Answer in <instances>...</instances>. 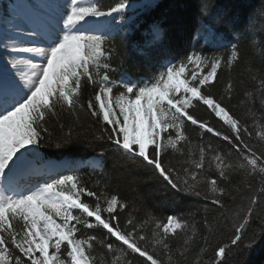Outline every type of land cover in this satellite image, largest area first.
Instances as JSON below:
<instances>
[{
    "label": "snow or ice",
    "instance_id": "obj_1",
    "mask_svg": "<svg viewBox=\"0 0 264 264\" xmlns=\"http://www.w3.org/2000/svg\"><path fill=\"white\" fill-rule=\"evenodd\" d=\"M129 7L128 0H116L107 8L100 0H52L31 9L13 4L5 10V26L0 30V52L4 54L0 56V264H184L193 254L197 227L191 214L161 219L149 213L143 220L129 214L121 226L114 213L127 209L128 203L117 194L110 195L107 183L101 186L97 181L94 187L100 190L89 189L81 183L78 170L50 182L21 187L19 178L26 173L51 174L59 167L39 149L46 135L51 139L48 120L58 119L62 111L77 119L80 112L96 118L101 128L92 140H106L114 145L113 151L150 167L161 195L180 193L224 208L223 198L232 195L228 186L234 175L246 186L254 177L264 184V151L245 142L252 132L228 106L236 93L233 81L228 80L219 98L211 94L218 70L222 66L232 70L241 59V37L233 21L225 18L226 13L213 14L210 5L202 4L197 33L222 37L217 29L227 28L237 41L224 46L227 54L208 56L192 51L178 61L162 63L143 83L124 78L117 81L113 79L119 71V66H113L118 55L115 38H124ZM161 35L159 25L153 23L152 40ZM249 44L264 59V41L253 35ZM246 71L255 86L243 93L239 104L248 105V114L255 117L257 101L264 109V71L251 64ZM85 83L96 91L82 101ZM194 101L205 105L230 131H221L192 115L189 109ZM187 122L197 126L201 141L204 133L211 134L226 142L228 151L211 142L195 145ZM59 127L62 134L53 145L56 149L79 142L81 132L65 129L63 123ZM258 135L264 141V132ZM84 138H88L86 131ZM169 151L183 158L181 167L171 162L166 165ZM105 154L101 148L94 167L102 165L100 158ZM213 171L216 175L209 177ZM260 194L264 195V188ZM259 198L253 195L246 208L238 207L233 213L239 220L235 236L229 245L215 250L210 264H228V253L235 255L240 250L236 246ZM149 224L153 225L150 231ZM204 224L211 232L207 219ZM84 229L106 232L101 237L85 234ZM178 235L183 236V242L173 248L172 240ZM200 240L192 264H204L208 235Z\"/></svg>",
    "mask_w": 264,
    "mask_h": 264
},
{
    "label": "trees",
    "instance_id": "obj_2",
    "mask_svg": "<svg viewBox=\"0 0 264 264\" xmlns=\"http://www.w3.org/2000/svg\"><path fill=\"white\" fill-rule=\"evenodd\" d=\"M25 2L38 3V0H1L2 17L5 10L13 4H20L27 8ZM128 2L130 7L125 16L127 27L124 38L121 39L119 35L115 38L118 55L113 58V66H119V71L113 74L114 80L119 81L121 78H126L137 83L149 80L160 70L162 63H166L168 60L178 61L192 51L208 56L221 52L227 54L224 46L229 42H237L227 28L220 26L217 29L219 33L223 34L222 37L213 38L212 35L197 33L201 24L200 7L207 3L213 14L226 13L225 18L233 21V28L240 33L241 37L238 42L241 52L239 63L232 70L223 66L218 70V81L212 87L211 94L219 98L228 80L231 79L235 85L236 93L228 105L229 108L237 109L249 126L251 123H255L258 117L257 112L260 109L259 102L257 101L254 105L256 115L253 117L248 114V105H240L239 101L243 99V93L246 90L255 86L246 71L248 65L251 64L253 69L264 71V59H261L249 44L253 35L258 40L264 41V15H261L264 12V0H128ZM100 3L107 8L116 3V0H100ZM148 4H151L152 7H145ZM204 19L210 20V17ZM153 23L159 25L162 33L161 38L157 41H153L151 37ZM249 24H251V28L247 29ZM3 55L0 52V56ZM95 91L94 87L85 83L82 90V101L93 97ZM114 91H119V89ZM189 111L196 118L203 119L208 110L200 102L194 101V107ZM78 115L79 119L74 114L62 111L59 113L58 119L55 117L49 119L47 127L51 133V139L46 135L39 149L45 159H68L76 167L81 165L64 175H71L73 171L78 170L82 177L81 183L94 191L100 190L94 187L97 181L101 182V186L107 183L109 194H117L129 205L120 216L124 223L129 218V214L135 216L137 220L145 219L149 213L162 219L168 210L174 214L180 212L186 217L191 214L190 219L197 227V237L195 238L196 243L193 245V254L189 255L184 264H192L193 255L202 243L200 236L205 234L208 235V246L203 260L204 264H210V261L215 259V250L221 245H229L235 236V227L239 220L233 213L238 207L246 208L248 200L253 195H259L260 198L255 206L256 211L236 246L240 250L235 255L229 252L226 259L228 264H264V228H262L264 225V195L260 194L264 184L258 177L250 179L246 186L241 183L240 176L234 175L231 185L228 186L232 190V195L223 198L224 208L203 199L180 193L155 194L154 190L160 188V183L153 176L151 169L140 163L138 159L133 161L113 151L114 145L106 140H92V136L100 131V122L87 112H80ZM59 123H63L65 129L73 127L75 131L81 132L79 142L68 148L56 149L53 145L62 134ZM262 124L264 125V121ZM255 130L256 128L253 129L251 137H245V142L255 145L258 152L264 151V141L259 139ZM85 131L87 139L84 138ZM187 132L193 134L194 137L198 135L196 128L190 122H187ZM262 132H264V127ZM204 136L213 140L208 133H204ZM196 142L193 141L195 145ZM101 148L105 150L106 154L100 159L106 161L107 165L102 172L90 171L89 173L94 177L91 178L86 174L87 168L93 166V161L98 158L97 154ZM228 148L227 144L224 145L225 152L228 151ZM185 151H187L186 146ZM181 159L183 158L179 154L169 151L165 156V163L167 165L171 162L173 166L179 168L182 166L179 163ZM232 159H235V154ZM82 163L86 164L82 165ZM209 174L216 175L214 171ZM202 188L206 190V185H202ZM237 188L238 191L235 190ZM164 202L167 205H164ZM164 207L168 208L164 209ZM205 219L212 227L211 232L205 227ZM152 226L149 224L146 227L149 230ZM83 231L85 234L91 233L101 237L104 235V232L97 229H84ZM182 242L183 236L178 235L172 240V247L175 248ZM245 245H250V247H244ZM99 251L96 253L98 257Z\"/></svg>",
    "mask_w": 264,
    "mask_h": 264
},
{
    "label": "rangeland",
    "instance_id": "obj_3",
    "mask_svg": "<svg viewBox=\"0 0 264 264\" xmlns=\"http://www.w3.org/2000/svg\"><path fill=\"white\" fill-rule=\"evenodd\" d=\"M41 2H42V4H46V3H51L52 2V0H41ZM58 2H60V3H66L67 2V0H58ZM1 11V10H0ZM4 20H3V18L0 16V24L3 22ZM4 23V22H3ZM3 23L1 24V25H3ZM4 28V26L1 28V30ZM1 63H2V61H1ZM202 104V103H201ZM203 105V104H202ZM204 107H205V109L206 110H208L207 112H206V117H204L203 119L201 118H198V119H200V120H207V121H209L210 123H211V125L212 126H214L215 128H217V129H219V130H221V131H224V132H229L230 130L227 128V126L226 125H224L223 124V122L222 121H220L218 118H216L215 116H214V114L213 113H211V111L209 110V109H207V107L205 106V105H203ZM232 110V112L237 116V117H240L241 116V113L239 112V111H237V109H231ZM257 119H256V121H255V123H251V125L249 126V130L252 132L253 131V129H255L256 128V133H260V132H262V130H263V127H264V125L262 124V122L264 121V109H261V107H260V109L258 110V112H257ZM243 121H244V119H243V117L241 116L240 117ZM255 119V118H254ZM193 127H195L196 128V133L198 134V135H196V137H194V135L193 134H190L189 132H188V134H189V136H190V138H191V140H193V141H197L196 142V145H198V144H200V143H203V144H205V145H207L209 142H211L212 143V145L213 146H217V145H219V143H220V145H222L221 147L224 149V145H226L227 143L226 142H223V141H221L220 140V138H218V137H214V136H212L211 134H210V136L209 137H211L213 140H211V139H209V138H206L205 136H203V140L201 141V138H200V131L198 130V128H197V126H193ZM198 130V131H197ZM196 133H194V134H196ZM246 138H249L248 136H245ZM219 145V146H220ZM50 162H52V161H50ZM106 165H107V163H106V161H102V165L101 166H99V167H93V166H88V168H87V172H86V174H88L91 178H94L93 176H91V174L89 173L90 171H98V172H102L104 169H105V167H106ZM150 168V167H149ZM212 175H210L209 174V177H211ZM36 180H38V179H36ZM39 181V180H38ZM38 181H33V184H35L36 182H38ZM89 189H91V190H93L92 188H89ZM96 191V190H95ZM154 192H155V194H158V192L156 191V189L154 190ZM84 199L85 200H87V201H89V202H94L93 201V198H88V197H84ZM164 205H167V203L166 202H164L163 203ZM165 208H168V207H164V209ZM120 212V213H119ZM118 213H114V215L115 214H118V217H119V223H120V225L121 226H124L125 225V223L120 219V216H121V214H122V211H119ZM166 215H164L163 217H162V219H164L167 215H170V214H174L173 212H171L170 210H168L166 213H165ZM176 215H183L182 213H175ZM106 215V214H105ZM184 216V215H183ZM153 227V226H152ZM97 230H100V231H102V232H106V230H102V229H97ZM151 230V227H150V229H149V231ZM113 240H114V238H112ZM117 244H119L120 242H116ZM126 247V246H125Z\"/></svg>",
    "mask_w": 264,
    "mask_h": 264
}]
</instances>
